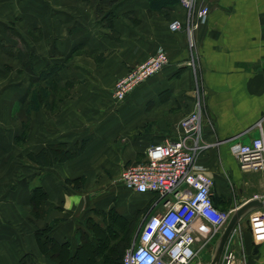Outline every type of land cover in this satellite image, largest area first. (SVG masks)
Instances as JSON below:
<instances>
[{"label": "crops", "instance_id": "0c3cea01", "mask_svg": "<svg viewBox=\"0 0 264 264\" xmlns=\"http://www.w3.org/2000/svg\"><path fill=\"white\" fill-rule=\"evenodd\" d=\"M109 9L110 24L88 0H0V264H16L25 253L37 264H59L35 241L33 231L47 223L48 235L66 242L70 254L90 237L86 218L94 228L102 225L100 210L114 207L130 219L143 208L139 228L157 194L125 188L119 172L138 162L147 145L181 134L179 122L196 95L195 163L212 177L218 207L264 194V173L240 170L230 150L234 142L264 138V0L209 2L192 49L182 30L167 27L185 17L177 0L161 9L148 0H118L102 7ZM160 46L168 62L114 100V80ZM56 65L55 75L44 74ZM54 141L84 144L54 164L24 163L27 152ZM31 185L47 194L41 218L29 213ZM247 214L237 222L234 247L245 264H264V240L252 241ZM193 229L197 242L208 230L201 219ZM210 244L200 256L206 262Z\"/></svg>", "mask_w": 264, "mask_h": 264}, {"label": "built area", "instance_id": "2783aa9c", "mask_svg": "<svg viewBox=\"0 0 264 264\" xmlns=\"http://www.w3.org/2000/svg\"><path fill=\"white\" fill-rule=\"evenodd\" d=\"M211 1L177 0L185 17L170 19L167 27L171 31L182 30L189 49H192L193 29L205 22ZM167 62L164 47H157L114 80L111 86L113 99L123 100L125 94ZM200 108L201 101L196 95L192 109L179 122L181 134L174 139L152 142L138 162L126 164L120 170V182L125 188L138 193L155 192L158 198L154 211L141 221L136 240L122 254V264H205L199 250L218 235L234 208L219 209L214 204L213 179L195 163ZM230 150L240 170L264 173V138L261 134L248 142L232 143ZM254 197L264 199V194L249 198ZM247 213L252 241H263L264 205ZM198 219L208 228L199 242L193 236V226ZM238 223L227 236L216 264H245V256L237 252L232 239Z\"/></svg>", "mask_w": 264, "mask_h": 264}, {"label": "trees", "instance_id": "16d2710c", "mask_svg": "<svg viewBox=\"0 0 264 264\" xmlns=\"http://www.w3.org/2000/svg\"><path fill=\"white\" fill-rule=\"evenodd\" d=\"M88 1L89 5L94 7L95 13L104 19L107 17L106 23L110 24V18L113 16V13L111 9L103 12L102 7H112L116 2H118V0ZM174 2H176V0H148L149 6L152 9H161L167 4H172ZM57 70L58 65L51 66L48 72H44V74L53 73L55 75ZM54 87H52V89ZM25 129L26 125L19 134L20 136H18L22 139V141L25 140ZM15 141H18V138H15ZM83 144L84 142L81 141L79 143L75 142L71 146H68L63 141H54L53 143H48L40 147L37 152H27L24 156V163L30 162L38 165L54 164V162L63 161L69 157L78 155L82 151ZM12 185H14V181ZM28 192L29 196L27 203L29 206V213L34 218H41L47 208L45 205L47 198L46 191H44L39 185H31L28 189ZM212 200H214V204L218 207V202L214 193ZM143 210V208L138 210L130 219L122 217L115 211L114 207L108 208L106 211L100 210L99 213L101 215L100 217L102 218V225H100L99 228H94L96 224H91L90 219L86 218L90 237H85L83 242H79L77 245L78 248L73 254H70V250L66 242L56 243L54 239L48 235V230L51 227V223H47L40 229H35L33 234L37 247L41 251L42 255L51 258L54 262H58L59 264H77L76 262L82 252H86L91 256L89 264H122L121 256L125 249L130 246L132 236L136 231L135 228L140 221ZM138 232L136 234L135 240L137 238ZM16 264L37 263L34 262L32 256L29 253H25L17 260Z\"/></svg>", "mask_w": 264, "mask_h": 264}, {"label": "water", "instance_id": "95a60500", "mask_svg": "<svg viewBox=\"0 0 264 264\" xmlns=\"http://www.w3.org/2000/svg\"><path fill=\"white\" fill-rule=\"evenodd\" d=\"M264 205V199L263 198H249L243 202H241L238 206L234 207L232 211L230 212L229 217L226 220V223L223 225L222 230L218 233L214 240L213 249L210 252V258L205 264H216L220 252L222 250L223 245L225 244V240L229 233L232 231L234 226L240 219L246 214V212L254 209L255 207H259ZM247 222V221H246ZM138 227L136 228V231L134 232L132 236V240L130 244L134 241ZM250 231V229H249ZM257 242H253V249H255Z\"/></svg>", "mask_w": 264, "mask_h": 264}, {"label": "rangeland", "instance_id": "374dc122", "mask_svg": "<svg viewBox=\"0 0 264 264\" xmlns=\"http://www.w3.org/2000/svg\"><path fill=\"white\" fill-rule=\"evenodd\" d=\"M52 85H54V84H52ZM59 88L60 87H58V86H56V87H54L53 88V90H59ZM112 92V91H111ZM59 93V92H58ZM112 95V94H111ZM53 101H55V100H53ZM122 101V100H121ZM227 200V199H226ZM229 202L228 201H226V205L228 204ZM224 206H225V202H224ZM244 220H245V216H243V218H241L240 219V221H239V223L240 224H243V222H244ZM241 227L239 226V227H237L236 228V231L234 232V235L236 236L237 235V233H238V235L241 233V229H240ZM222 230V229H221ZM217 235V234H216ZM215 237L216 236H214L213 237V240L212 241H210V247H208V249L207 250H209V252H211L212 251V249H213V245H214V240H215ZM232 237H233V234H232ZM199 256H201V254H202V252H203V248L202 249H200L199 250ZM209 254L210 253H208V255H206L207 257L206 258H208V260H209V258H210V256H209ZM203 258H205L204 256H202ZM90 259H91V256L88 254V253H86V252H82L81 254H80V256H79V258H78V260H77V264H89V262H90Z\"/></svg>", "mask_w": 264, "mask_h": 264}]
</instances>
